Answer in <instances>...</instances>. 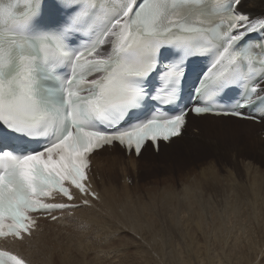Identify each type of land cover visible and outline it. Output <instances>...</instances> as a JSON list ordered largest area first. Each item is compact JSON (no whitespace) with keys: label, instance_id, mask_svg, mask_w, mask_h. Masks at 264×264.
<instances>
[{"label":"snow or ice","instance_id":"snow-or-ice-1","mask_svg":"<svg viewBox=\"0 0 264 264\" xmlns=\"http://www.w3.org/2000/svg\"><path fill=\"white\" fill-rule=\"evenodd\" d=\"M243 5L0 2V237L30 235V212L78 207L43 198L73 200L72 187L87 194L88 157L105 145L140 156L151 141L158 151L189 115L264 123V72L252 74L264 68V14L253 18ZM198 59L209 63L194 69L181 107ZM0 264L25 261L0 252Z\"/></svg>","mask_w":264,"mask_h":264},{"label":"rangeland","instance_id":"rangeland-1","mask_svg":"<svg viewBox=\"0 0 264 264\" xmlns=\"http://www.w3.org/2000/svg\"><path fill=\"white\" fill-rule=\"evenodd\" d=\"M244 121H247V120H244ZM255 124L258 125L257 128L256 127L251 128V129L247 128L248 130H250L248 132L246 127H243L244 131L242 133H245L247 136H249L251 138L253 136V139L261 140V141H263V143H259L257 145H254V147L249 148V150H250L249 156H242V155L237 156L236 155L234 161L238 162V164H237L238 166H233V164L230 163L231 156L229 153L224 154L225 146L227 143H225L222 146V147H224L223 149H221V150L219 149L218 151L211 153V147L210 146H208V145L202 146V144L200 142L196 141L197 144H200L199 145L200 147H198L196 149H192L193 147L190 146L189 144H187V145L183 146L185 148H183V147L180 148L179 152L174 154L175 157L168 158L166 156V154L169 153V151H168L169 149L173 148L172 145H174V147L180 146L182 142H186V140H188L189 133H193L192 130H193L195 124L192 121H190L183 128L182 136L178 139L179 141H177V142L175 141L171 145L167 144V147H165L164 149L162 146H160V151L158 153L153 152L151 150L150 145L148 144L147 147L145 148L142 156L141 157H139V156L135 157L136 163L132 164L131 162H126L125 166L128 170V173H126V176L123 177L122 173L119 171L114 184H115L116 188L119 190L121 189L122 186H127V187H129V190L131 191L129 195L121 197V203L120 204H124L125 202H127V204H126L127 208H125V210H127V212L124 214H119L120 217L117 216L114 218H109V221L108 220L106 221V223H107L106 225H98L96 227V228H102V227L106 228V232L108 234H110V236L108 235V238L110 241H113L115 239L114 238L115 235H116L115 236L116 239L113 242H111V246L109 249H107L106 246L102 247V250L99 252V258L97 260L99 263L97 261H95V264H107L109 262L111 264H113L112 262L114 261V259H115L114 264H123L122 263L123 261H125L124 264H150V263L151 264H160V260H161V264L162 263L163 264H175L176 261H177L176 264H178V263H180V264H217L219 262L220 263L225 262L224 264H226V263L228 264L229 261H230L229 264L230 263L231 264H236V263L237 264H248V263L249 264H264V243L262 242V241H264V225H263L264 224V213L262 214V212H264V203L262 204L263 206L261 205V202H264V195H263L264 194V191H263L264 181H262V180H264V137H263L264 136V123H255ZM251 143H253V141H251ZM189 146L191 148H189ZM222 147H219V148H222ZM219 157L221 158L220 161L218 160ZM125 158H127V154L125 155ZM210 166H212V168ZM245 167H246V169H245ZM253 171H254V173H253ZM215 172H216V175H214ZM250 172H251V174H250ZM258 173H260V175L262 176L261 178H260V175ZM229 174H233L234 176L233 175L232 176L236 180L232 179L233 177L230 176ZM254 174L256 177H253ZM229 176H230L231 181L234 180V181H236V183L238 182L239 184L237 183V185H235L234 181L232 183H229V180H228ZM125 177H129L131 182L128 180L130 183L129 182L125 183V181H124ZM215 177H217V178H215ZM219 178L221 180H218ZM254 178H255V180H252ZM256 179H257V183L253 182V181H256ZM214 180H216V181H214ZM217 181L219 183H217ZM214 182H215V184H214ZM242 182L245 185L241 184ZM123 184H126V185H123ZM212 184H213V186L215 185L214 187H215L216 191H214ZM259 184H260V186L261 185L262 186L260 187ZM255 185H257V186H255ZM251 186H253L254 189H251V188H253ZM255 187H257V188H255ZM169 188H172V189H169ZM174 189L178 192L177 196L172 199L171 203L168 204V206H164L163 205V199L166 198L167 192L171 191V190L173 191ZM192 189H196L197 193L195 196H193ZM235 190H238V191H235ZM217 191H218V196H219V194L221 195V196H219L220 198L218 196H216ZM228 191H230V193H231L230 196H229V194L227 196V193H229ZM252 191H254L255 193ZM258 191H261L259 193L261 195L258 194ZM237 194H239V195L237 196ZM255 194H256V196H254ZM188 195L190 196L191 202H190ZM211 195L212 196L215 195L216 200L214 199V196H213V200H211L212 199ZM224 195H226L227 198ZM244 197L246 199H249L250 201L247 200L248 201V203H247V201H246V199H244ZM233 198L235 200H233ZM217 199H219L220 202ZM239 199H240V201H238ZM260 199H261V201H260ZM262 199H263V201H262ZM127 200H129L130 202L128 203ZM185 200L186 201L188 200L190 202V204L188 205L189 202L188 201L186 202ZM214 201L217 202L216 205H215ZM241 201L243 202V204ZM209 202H211V204ZM212 203H213V205H212ZM230 204H232V205H230ZM241 204H242V206H241ZM246 204H248L247 206L250 207V209L247 208L250 211L248 213V217H245V215L247 216V214H245L248 212L247 209H245L247 212H243V211H245V210H243V208L247 207V206H244ZM251 204H252V207L249 206ZM210 205H212V207ZM229 205H230V207H229ZM253 205L255 208H253ZM240 206L242 207V210H243L242 213L239 211ZM221 208L227 213L223 212V210H221ZM253 209H255V210L252 211ZM65 210H68V209H65ZM217 210L220 211L219 213L223 212L222 213L223 221H219V222L224 223L225 225L227 224L230 228L232 227V230H230V228H227V230L224 229V231H223L222 229H220L221 226L218 224L219 222L214 225L215 221L213 219L214 218L213 216H212L213 218L211 217L212 219L208 220V216H206L207 215L206 213L207 212L211 213L212 211H214L212 213H217L218 212ZM140 211H142V212H140ZM255 211H256V214L254 213ZM238 212H239V214H238ZM258 212H259L260 217L257 215ZM260 212H261V214H260ZM146 213H148V214L146 215ZM169 213H170V215H173V216H170ZM200 213L204 215L205 220L203 221V217H202V221H203L202 225H201L202 228L201 227H199V228L205 230L208 227L206 231L210 232V235H208V236H210L211 238H212L213 234H215V236H216L217 234L221 233V234L217 235V237H215V236L213 237V238L217 239V242L215 239L213 240V238L210 239V237H208L207 235H205V236L202 235L200 230L195 227L196 225L193 223V220L196 217L198 218V216H201ZM141 214H142V216H141ZM249 214H250V216H249ZM236 215L237 216L241 215V217H243L240 220L242 222H239L240 218L239 217L237 218ZM225 217H229L228 218L229 220L227 218L225 219ZM261 218H263V220ZM43 219L45 221H47V217L46 218L43 217ZM231 219L234 222H232ZM110 220H111V222H110ZM211 220L214 222H212ZM225 220L226 221L228 220V222H226ZM48 221L50 222L53 220L48 219ZM114 221H115V223H114ZM137 221H139V223ZM207 222H210V227H209V224ZM205 223H207V225ZM229 223H231V226ZM238 223H240V225L242 227ZM235 224H237V225H235ZM180 225H182V226H180ZM253 225L255 227H253ZM213 226H216V227L214 228ZM218 226H219V228H217ZM139 227H140L141 231H139L140 230ZM188 227H189V229H188ZM190 227H192V228H190ZM126 228H127V230H126ZM224 228H226V226H224ZM132 229H133L132 234H134L133 237L131 234ZM212 229H214V230H212ZM216 229L218 231H216ZM219 229H220V231H219ZM113 230H114V232H113ZM255 230H256V232H255ZM156 231L158 233H156ZM211 231H214V233ZM222 231H223V233L224 232L226 233V231H227V235H225L223 237V239H222V235H223ZM239 231H241L242 233ZM121 232L122 233L124 232L123 234L125 236L123 234H121ZM216 232H217V234H216ZM211 233H213V234H211ZM250 233L251 234L253 233V234L251 235ZM111 234H113V235H111ZM117 234L121 236L120 238H118L119 241L117 240V237H118ZM151 234L153 236L156 235V237L158 236L156 243L152 242V241L150 243L149 239H151L150 238L152 236ZM231 234H232V236H231ZM255 234L256 235L258 234V236H254ZM261 235L263 236L262 239H260ZM167 236H168V238H167ZM219 236L221 237L222 241H220ZM240 236H242V237L240 238ZM245 236L248 239H246ZM248 236H250V238H252V237H255V238L250 239ZM190 238H192V239H190ZM218 239H219V241H218ZM159 240H160V242H159ZM191 240H193V242ZM253 240H256L255 241L256 244L253 243L254 242ZM140 241H142L143 243H141ZM181 241H182V243H181ZM127 242H128V244H127ZM169 242H171V243H169ZM223 242H225V243H223ZM231 242H232V244H231ZM148 243H149V245H148ZM214 243H216V244H214ZM251 243L254 244V248L257 249L256 251L252 247ZM123 244L125 246L124 248H123ZM155 244L160 247L158 249L159 252L156 254L161 253V259H160L159 255L157 256L154 253L156 255V256H154L153 253H151V250H156ZM184 244H186V245H184ZM183 245H184V247H183ZM212 245H215V246H212ZM89 246H91V242H90ZM168 246L169 247L171 246L172 248H169ZM189 246H192V247H189ZM218 246H219L220 250L218 249ZM161 247H162V249H161ZM209 247L211 249L214 247L216 248V249L214 248V251H212V253H210V255L212 254L213 256H215L213 263L212 262L210 263L209 259H207L208 261H206V258H205V251ZM112 248L114 251L111 250ZM166 248H167V250H166ZM177 248H178V250H177ZM182 248H183V250H182ZM224 248H226V249H224ZM244 248H246V249H244ZM251 248H253V249H251ZM117 249H119V250L121 249L122 251L120 250V252H119ZM172 249H174V250H172ZM110 250L113 254L110 252ZM160 250H162V252ZM171 250L174 251L173 255L175 258H172L169 255V254H171L170 253ZM217 250H219V251L217 252ZM123 251L126 253L125 255H124ZM223 251H225V253L227 251L226 255H224L225 258H223V254H225ZM234 251H235V253H234ZM103 252L105 253V255ZM176 252H177V255H176ZM114 253H115V255H114ZM150 253L153 256L152 257L153 259L148 256V255H150ZM229 253H230L231 257L229 256ZM232 253H234V254H232ZM240 253H241V255H240ZM109 255H111V256H109ZM121 255H124L125 258H123V256H121ZM127 255H128L129 259H128ZM234 255H236V257H238V258H236ZM165 256H167V257H165ZM233 256H234L235 260L237 261L235 263H233V260H234ZM168 257H170V258H168ZM228 257H230V258H228ZM122 258H123V261L120 260ZM111 260H112V262H111ZM127 260H129V261H127ZM178 260H180V261H178ZM252 261H253V263H252ZM115 262H117V263H115Z\"/></svg>","mask_w":264,"mask_h":264},{"label":"bare ground","instance_id":"bare-ground-1","mask_svg":"<svg viewBox=\"0 0 264 264\" xmlns=\"http://www.w3.org/2000/svg\"><path fill=\"white\" fill-rule=\"evenodd\" d=\"M242 11L244 12H247L251 17L255 18V17H259L261 16V14H264V0H244V5H243V8L241 9ZM188 122L187 124L192 121L194 122L195 126L193 128V133H189L188 135V140H186V142H182L180 146H176L174 147V145H172L173 148L169 149V153L166 154V156L168 158H173L175 157L174 154H176L177 152H179L180 148H182L183 146L189 144L190 146H192L193 148L192 149H196L198 147H200L199 145L200 144H197V142H200L202 144V146L204 145H208L211 147V153L215 152V151H218L219 149H223L224 147H222L225 143L226 146H225V151H224V154H230L231 156V159H230V163L233 164V166H238V162L237 161H234L236 155L239 156V155H242V156H249L250 154V150L249 148H252L254 147V145H257L259 143H263V141L261 140H255L253 139V136L252 138L247 136L245 133H242L244 130H243V127H246L251 129V128H257L258 125L255 124L254 122H251V121H244V120H240V119H235V118H231V117H213V116H208V115H203V116H199V117H194L192 115H189V117L187 118ZM186 124V125H187ZM185 125V126H186ZM184 126V127H185ZM248 130V129H247ZM250 130H248L249 132ZM182 136V135H181ZM180 136V137H181ZM180 137H174L170 140V142L168 143V145H171L172 143H174L175 141H179L178 139ZM246 137V138H245ZM197 141V142H196ZM251 141H253V143H251ZM149 142H146V145H145V148L147 147ZM160 146L163 147V149L165 147H167V144H164L162 142H160ZM189 146V148H191ZM171 147V146H170ZM169 147V148H170ZM219 147H222V148H219ZM185 148V147H183ZM145 150V149H144ZM144 150H142V154L144 152ZM142 154L139 156L141 157ZM125 151L120 148L119 146L117 145H113L112 147H105V148H102L101 150L99 151H96L93 153V155L91 156L90 158V161H91V164H90V182L92 184V188L94 191H96V197L97 198H90V197H84V198H80L79 196H76L75 199L73 201H71L70 203L71 204H74V205H78V207H74V208H70L68 210H65V211H62L59 216H57V219L53 220V221H48V219H50L52 215H50L49 217H47V221H45L43 219V217H39L37 219V223H36V226L31 230V234L30 235H23L21 237V239L19 240H15V239H12V238H4L2 240H0V249L2 250H6V251H9L17 256H19L22 260H24L27 264H95V261L98 260L99 258V252L102 250V247L103 246H106L107 249L110 248L111 246V242H113L115 239H116V235L114 236V240L113 241H110L109 238H108V235L110 236V234H108L106 232V228L102 227V228H96L98 225H106V221L108 220L109 221V218H114V217H120L119 214H124L127 212V210H125V208H127L126 204L127 202H125L124 204H120L121 203V197L122 196H127L130 194V190H129V187L127 186H122L121 189H117L116 186H115V180L117 178V174L118 172L120 171L122 173V176H126V173H128V170L125 166V163L126 162H131L132 164L136 163V158L133 156V155H128L127 154V158H125ZM220 157H219V161H220ZM215 162V161H214ZM212 168V166H210ZM214 167V166H213ZM215 168V167H214ZM246 169V167H245ZM213 170V169H212ZM216 170V169H215ZM214 171V170H213ZM212 171V172H213ZM246 171V170H245ZM251 171V170H250ZM208 172V171H207ZM248 172V171H247ZM257 172V171H256ZM214 173V172H213ZM249 173V172H248ZM254 173V171H253ZM252 173V174H253ZM251 174V172H250ZM260 175V173H258ZM207 175V174H206ZM216 175V172L215 174ZM230 176H232L233 174H229ZM230 176H229V183H232L233 181L230 180ZM234 176V175H233ZM232 176V177H233ZM238 176V175H237ZM258 176V175H257ZM122 177V178H123ZM203 177V176H202ZM214 177V176H213ZM218 177V176H217ZM215 177V178H217ZM253 177H256L255 174ZM259 177V176H258ZM262 176L260 175V178ZM232 179H235L234 177ZM241 179V178H240ZM218 180H221L220 178ZM236 180V179H235ZM248 180V179H247ZM252 180H255L252 179ZM216 181V180H214ZM264 181V180H262ZM235 182V185H237L236 181ZM248 182V181H247ZM253 182H256L257 183V179L256 181H253ZM217 183H219L217 181ZM263 183V182H262ZM215 184V182H214ZM239 184V183H238ZM243 185H245L243 182L241 183ZM123 185H126V184H123ZM231 185V184H230ZM242 185V186H243ZM254 185V184H253ZM213 186V184H212ZM215 186V185H214ZM213 186L214 188V191H216L215 187ZM218 186V185H217ZM247 186V185H246ZM257 186V185H255ZM260 186V184H259ZM262 186V185H261ZM260 186V187H261ZM264 186V185H263ZM219 187V186H218ZM235 187V186H234ZM233 187V188H234ZM253 187V186H251ZM185 188V187H184ZM193 188V187H192ZM212 188V189H213ZM236 188V187H235ZM239 188V187H238ZM257 188V187H255ZM259 188V187H258ZM169 189H172V188H169ZM188 189V188H187ZM242 189V188H241ZM249 189V188H248ZM251 189H254L251 188ZM250 189V190H251ZM189 190V189H188ZM191 190V189H190ZM233 190V189H232ZM261 190V189H260ZM185 191V190H184ZM220 191V190H219ZM235 191H238V190H235ZM243 191V190H242ZM264 191V189H263ZM229 193H227V196L229 194L230 196V191H228ZM254 192V191H252ZM261 191H258V194L260 193ZM192 193H193V196L196 195V189H192ZM221 193V192H220ZM236 193V192H235ZM243 193V192H242ZM255 193V192H254ZM257 193V192H256ZM178 194V192L174 189L173 191H168L167 194H166V198L163 199V205L164 206H168V204L171 203L172 199L174 197H176ZM190 194V193H189ZM222 194V193H221ZM226 194V193H225ZM234 194V193H233ZM232 194V195H233ZM257 194V195H258ZM239 194H237L238 196ZM261 195V194H259ZM258 195V196H259ZM264 195V194H263ZM189 196V195H188ZM212 196V195H211ZM214 196V199L216 200V197L215 195ZM213 196H212V199L213 200ZM216 196H218V191H217V194ZM219 196H221L219 194ZM218 196V197H219ZM226 197V195H224ZM223 196V197H224ZM236 196V195H235ZM242 196V195H241ZM256 196V194L254 195ZM129 197V196H128ZM246 197V196H245ZM244 197V199H246ZM210 198V197H209ZM220 198V197H219ZM227 198V197H226ZM236 198V197H235ZM243 198V197H242ZM257 198V197H256ZM255 198V199H256ZM259 198V197H258ZM61 198L60 197H57V200H60ZM88 200L89 201V204L88 205H85L83 203L84 200ZM187 199V198H186ZM189 199H190V196H189ZM208 199V198H207ZM237 199V198H236ZM219 201V199H217ZM223 200V199H222ZM229 200V199H228ZM233 200H235L233 198ZM250 201L249 199H246V201ZM128 203L130 202L129 200H127ZM186 201V200H185ZM188 201V200H187ZM186 201V202H187ZM208 201V200H207ZM210 201V200H209ZM224 201V200H223ZM240 201V199L238 200ZM247 201V203H248ZM261 201V199H260ZM263 201V199H262ZM141 202V201H140ZM155 202V201H154ZM189 202V201H188ZM190 202H191V199H190ZM190 202L188 203V205L190 204ZM220 202V201H219ZM222 202V201H221ZM242 202V201H241ZM211 204V202H209ZM215 205L217 202H215ZM229 203V202H228ZM232 203V202H231ZM260 203V202H259ZM264 202H261V205L263 204ZM220 204V203H219ZM240 204V203H239ZM243 204V202H242ZM241 204V206H242ZM213 205V203H212ZM212 205H210L212 207ZM232 205V204H230ZM229 205V207H230ZM248 204L244 205V206H247ZM260 205V204H259ZM240 206V212L242 213L243 210L249 208L250 207H246V208H243L242 210V207ZM252 207V204L249 205ZM263 206V205H262ZM221 207V206H220ZM260 207V206H259ZM238 208V207H237ZM253 208L254 205H253ZM212 209V208H211ZM218 209V208H217ZM234 209V208H233ZM232 209V210H233ZM239 209V208H238ZM249 209H247V211H243V212H247L245 214H247V216L245 215V217H248V213L250 212ZM208 210V209H207ZM220 210V209H219ZM221 210H223L221 208ZM255 209H253L252 211H254ZM209 211V210H208ZM218 211V210H217ZM238 211V210H237ZM261 211V210H260ZM142 212V211H140ZM152 212V211H151ZM214 212V211H212ZM210 213V212H207L206 216H208V220L214 219L215 223H218L219 221H223V215L222 213L225 212L223 210L222 213H219L220 211H218L217 213ZM232 212V211H231ZM236 212V211H235ZM262 212V211H261ZM260 212V214H261ZM153 213V212H152ZM171 213V212H170ZM169 213V215H170ZM227 213V212H225ZM237 213V212H236ZM256 214V211L254 212ZM253 213V214H254ZM264 212H262L263 214ZM148 213H146L147 215ZM201 214V213H200ZM234 214V213H233ZM239 214V212H238ZM252 214V213H251ZM138 215V214H137ZM203 214H201V216H198V218L196 217L194 220H193V223L196 225H194L196 228H198L201 232L202 235H210V232L206 231L207 228L204 230V229H201V225H202V222L205 220L204 218V215L202 216ZM225 215V214H224ZM259 217V212L257 214ZM142 216V214H141ZM170 216H173V215H170ZM186 216V215H185ZM213 216V217H212ZM227 216V215H226ZM229 216V215H228ZM233 216V215H232ZM237 216V215H236ZM244 216V215H243ZM250 216V214H249ZM253 216V215H252ZM262 216V215H261ZM136 217V216H135ZM177 217V216H176ZM182 217V216H181ZM202 217H203V221H202ZM212 217V218H211ZM240 218L239 219V222H242L240 221L243 217L240 216H237V218ZM154 218V217H153ZM178 218V217H177ZM228 219L229 217H225V219ZM236 218V217H235ZM251 218V217H250ZM257 218V217H256ZM143 219V218H142ZM148 219V218H147ZM234 219V218H233ZM245 219V218H244ZM248 219V218H247ZM263 220V218H261ZM175 220V219H174ZM229 220V219H228ZM228 220L226 222H228ZM235 220V219H234ZM252 220V219H251ZM132 221V220H131ZM146 221V220H145ZM184 221V220H183ZM212 221V220H211ZM210 221V222H211ZM212 221V222H214ZM232 221V219H231ZM236 221V220H235ZM248 221V220H247ZM261 221V220H260ZM259 221V222H260ZM111 222V220H110ZM139 223V221H137ZM210 222H207L209 224V227H210ZM234 222V221H232ZM115 223V221H114ZM120 223V222H119ZM133 223V222H132ZM145 223V222H144ZM207 223H205L207 225ZM244 223V222H243ZM117 224V223H116ZM137 224V223H136ZM212 224V223H211ZM223 231L224 229L227 230V228H230L227 224L225 225L224 223H218ZM230 226H231V223H229ZM240 225V223H238ZM242 224V223H241ZM256 224V223H255ZM254 224V225H255ZM115 225V224H114ZM140 225V224H139ZM173 225V224H172ZM185 225V224H184ZM237 225V224H235ZM234 225V226H235ZM253 225V227H255ZM264 225V224H263ZM138 226V225H137ZM182 226V225H180ZM179 226V227H180ZM205 226V225H204ZM224 226H226V228H224ZM241 226V225H240ZM257 226V225H256ZM121 227V226H120ZM123 227V226H122ZM143 227V226H142ZM165 227V226H164ZM187 227V226H186ZM201 227V228H199ZM212 227V226H211ZM214 228L216 226H213ZM223 227V228H222ZM242 227V226H241ZM112 228V227H111ZM115 228V227H114ZM192 228V227H190ZM219 228V226L217 227ZM260 228V227H259ZM140 229V227H139ZM189 229V227H188ZM219 229V231H220ZM238 229V228H237ZM261 229V228H260ZM263 229V228H262ZM124 230V229H123ZM127 230V228H126ZM137 230V229H136ZM186 230V229H185ZM198 230V231H199ZM214 230V229H212ZM229 230V229H228ZM230 230H232V227L230 228ZM239 230V229H238ZM245 230V229H244ZM243 230V231H244ZM250 230V229H249ZM108 231V230H107ZM117 231V230H116ZM119 231V230H118ZM132 231L133 229L131 230V234H132ZM138 231V230H137ZM141 231V229L139 230ZM149 231V230H148ZM188 231V230H187ZM197 231V230H196ZM210 231V230H209ZM216 231H218L216 229ZM222 231V239L225 235H227V231L226 233L224 232L223 233ZM114 232V230H113ZM135 232V231H134ZM214 233V231H211ZM234 232V231H233ZM241 232V231H239ZM249 232V231H248ZM256 232V230H255ZM110 233V232H109ZM112 233V232H111ZM119 233V232H118ZM124 233V232H123ZM121 232V234H123ZM141 233V232H140ZM156 233H158L156 231ZM198 233V232H197ZM211 233V234H213ZM219 233V232H218ZM242 233V232H241ZM245 233V232H244ZM247 233V232H246ZM111 234V235H113ZM176 234V233H175ZM194 234V233H193ZM200 234V235H201ZM217 234V232H216ZM221 234V233H219ZM217 234V235H219ZM239 234V233H238ZM251 234V233H250ZM253 234V233H252ZM251 234V235H252ZM118 235V234H117ZM124 235V234H123ZM134 234H132V237H133ZM141 235V234H140ZM152 235V234H151ZM183 235V234H182ZM185 235V234H184ZM190 235V234H189ZM217 235L215 236V234H213L212 238L215 236L217 237ZM246 235V234H245ZM249 235V234H248ZM125 236V235H124ZM137 236V235H136ZM148 236V235H147ZM161 236V235H160ZM187 236V235H186ZM221 236V235H220ZM219 236L220 238V241L221 240V237ZM232 236V234H231ZM244 236V235H243ZM254 236H258V234L254 235ZM112 237V236H111ZM121 236L118 235L117 237V240L118 238H120ZM164 237V236H163ZM188 237V236H187ZM191 237V236H190ZM210 237V236H208ZM242 236H240L241 238ZM250 238V236H248ZM262 235H261V238L262 239ZM151 239L150 240V243L151 241L152 242H155L157 241V238L158 236L156 237L155 236H151L150 237ZM168 238V236H167ZM210 237V239H212ZM246 239H248L246 236H245ZM255 237H252L250 239H253ZM126 239V238H125ZM134 239V238H133ZM137 239V238H136ZM182 239V238H181ZM192 239V238H190ZM215 238H213L214 240ZM180 240V239H179ZM187 240V239H186ZM185 240V241H186ZM189 240V239H188ZM194 240V239H193ZM193 240H191L193 242ZM216 242H217V239H215ZM231 240V239H230ZM119 241V240H118ZM136 241V240H135ZM174 241V240H173ZM219 241V239H218ZM229 241V240H228ZM237 241V240H236ZM256 244V240H253ZM91 242V246H89ZM141 243H143L142 241H140ZM160 242V240H159ZM166 242V241H165ZM177 242V241H176ZM188 242V241H187ZM206 242V241H205ZM215 242V241H214ZM234 242V241H233ZM264 243V241H262ZM118 243V242H117ZM126 243V242H125ZM158 243V242H157ZM171 243V242H169ZM179 243V242H178ZM182 243V241H181ZM180 243V244H181ZM185 243V242H184ZM198 243V242H197ZM225 243V242H223ZM243 243V242H242ZM128 244V242H127ZM126 244V245H127ZM154 244V243H153ZM161 244V243H160ZM173 244V243H172ZM216 244V243H214ZM221 244V243H220ZM232 244V242H231ZM245 244V243H244ZM248 244V243H247ZM131 245V244H130ZM149 245V243H148ZM156 245V244H155ZM186 245V244H184ZM183 245V247H184ZM192 245V244H191ZM252 247L254 248V244H252ZM258 245V244H257ZM256 245V246H257ZM119 246V245H118ZM134 246V245H133ZM163 246V245H162ZM179 246V245H178ZM193 246V245H192ZM192 246H189V247H192ZM212 246H215V245H212ZM263 246V245H262ZM122 247V246H121ZM124 244H123V248H124ZM137 247V246H136ZM141 247V246H140ZM169 247V246H168ZM217 247V246H216ZM242 247V246H241ZM116 248V247H115ZM160 247L156 245V250H151V253H153L154 256H158L160 257L161 259V253L160 254H156L159 252V249ZM169 248H172L171 246ZM179 248V247H178ZM177 248V250H178ZM187 248V247H186ZM215 248V247H214ZM214 248H208L206 249L205 251V258H206V261H208L207 259H209V262L213 263L214 261V257L212 254L210 255V253H212V251H214ZM251 248V249H253ZM258 248V247H257ZM263 248V247H262ZM127 249V248H126ZM130 249V248H129ZM162 249V247H161ZM164 249V248H163ZM189 249V248H188ZM187 249V250H188ZM216 249V248H215ZM218 249H219V246H218ZM226 249V248H224ZM223 249V250H224ZM239 249V248H238ZM246 249V248H244ZM255 249V248H254ZM112 251L113 248L111 249ZM110 250V252H111ZM119 252L120 250L117 249ZM167 250V248H166ZM165 250V251H166ZM169 250V249H168ZM174 250V249H172ZM171 250V254H169L172 258H175L174 257V251ZM183 250V248H182ZM190 250V249H189ZM220 250V249H219ZM217 250V252L219 251ZM257 249H255L256 251ZM259 250V249H258ZM263 250V249H262ZM107 251V250H106ZM116 251V250H115ZM117 251V252H118ZM122 251V250H121ZM126 251V250H125ZM162 252V250H160ZM181 251V250H180ZM216 251V250H215ZM228 251V250H227ZM226 251V253H227ZM250 251V250H249ZM248 251V252H249ZM105 252V251H104ZM103 252V253H104ZM109 252V251H108ZM124 252V251H123ZM127 252V251H126ZM129 252V251H128ZM150 252V251H149ZM225 253V251H223ZM253 252V251H252ZM106 253V252H105ZM104 253V255H105ZM112 253V252H111ZM116 253V252H115ZM114 253V255H115ZM148 255L150 258H152L153 256L151 255ZM156 255H155V254ZM215 253V252H214ZM223 254V258L224 255ZM235 253V251H234ZM232 253V254H234ZM250 253V252H249ZM113 254V253H112ZM118 254V253H117ZM122 254V253H121ZM126 253L124 252V255ZM190 254V253H189ZM124 255H121L124 257ZM132 255V254H131ZM176 255H177V252H176ZM191 255V254H190ZM220 255V254H219ZM228 255V254H227ZM241 255V253H240ZM111 256V255H109ZM195 256V255H194ZM229 256H230V253H229ZM236 257V255H234ZM233 256V258H234ZM243 256V255H242ZM90 257V258H89ZM106 257V256H105ZM115 257V256H114ZM120 257V256H119ZM128 257V255H127ZM167 257V256H165ZM193 257V256H192ZM222 257V256H221ZM231 257V256H230ZM228 257V258H230ZM244 257V256H243ZM248 257V256H247ZM89 258V259H88ZM121 258V257H120ZM123 258L120 259L123 261ZM142 258V257H141ZM170 258V257H168ZM167 258V259H168ZM179 258V257H178ZM227 258V259H228ZM238 258V257H236ZM256 258V257H255ZM102 259V258H101ZM100 259V260H101ZM127 259V258H126ZM129 259V257H128ZM131 259V258H130ZM153 259V258H152ZM250 259V258H249ZM106 260V259H105ZM110 260V259H109ZM176 260V259H175ZM238 260V259H237ZM246 260V259H245ZM102 261V260H101ZM107 261V260H106ZM115 261V259H114ZM114 261L111 262L114 264ZM129 261V260H127ZM126 261V262H127ZM174 261V260H173ZM180 261V260H178ZM223 261V260H222ZM228 261V260H227ZM226 261V262H227ZM98 262V261H97ZM125 261H123L122 263L124 264ZM171 262V261H170ZM230 262V261H229ZM228 262V264H229ZM237 262L234 258L233 260V263ZM99 263V262H98ZM103 263V262H102ZM110 263V262H109ZM107 263V264H109ZM117 263V262H115ZM166 263V262H165ZM177 263V261L175 262V264ZM222 264H224L225 262H221ZM220 262L217 263V264H221ZM248 263V262H247ZM253 263V261H252ZM111 264V263H110ZM151 264V263H150ZM160 264H161V260H160ZM163 264V263H162ZM180 264V263H178ZM227 264V263H226ZM231 264V263H230ZM237 264V263H236ZM249 264V263H248Z\"/></svg>","mask_w":264,"mask_h":264}]
</instances>
